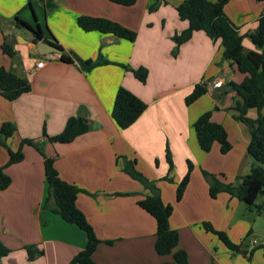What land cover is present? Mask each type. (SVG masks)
<instances>
[{
    "label": "crops",
    "instance_id": "1",
    "mask_svg": "<svg viewBox=\"0 0 264 264\" xmlns=\"http://www.w3.org/2000/svg\"><path fill=\"white\" fill-rule=\"evenodd\" d=\"M48 1L55 7L47 13L38 0H32L28 7L27 0H0V67L15 72L30 85V91L14 101L0 95V126L10 123L15 127L6 139L10 151H17L24 139L38 142L45 157L54 160L59 177L80 189L77 208L99 239L113 241L98 244L92 255L95 264L172 262L171 254L159 256L154 250L155 222L136 204L145 191L121 172V157L135 159L136 169L154 181L162 201L172 205L169 227L178 232L175 250L186 253L188 264H264L260 248L264 245V213L254 206H243L225 192L210 198L202 175L206 171L222 183L233 184L253 165L247 153L249 129L234 119L233 106L239 98L229 86L242 82L245 75L223 60L220 41L197 31L179 46L175 57L171 55L175 46L172 36L187 28L176 12L182 0H162L153 12L148 9L155 0H136L131 6L109 0ZM223 12L244 35L256 28L264 3L231 0ZM79 16L111 20L133 31L136 38L130 42L112 34L85 32L77 26ZM14 17L27 25L23 27L27 36L13 32ZM37 29L46 41L53 43L54 39L72 63L58 58L36 69L40 54L32 43L31 31ZM7 31L11 32L7 38L14 51L11 58L1 51ZM242 48L244 53L264 55V45L257 49L243 39ZM99 56L109 63L86 72L79 69L80 61H95ZM124 67L145 68L146 81L141 83ZM218 78L224 83L221 89L207 90L185 105L196 84ZM119 87L146 104L144 112L126 129H119L110 114ZM80 108L89 124L86 133L65 144L42 138L43 130L49 137L61 133ZM205 112H210L211 122L225 129L231 146L226 154H221L217 142L208 152L199 148L192 124ZM246 116L255 120L257 111L249 109ZM166 146L173 163L172 182L163 180L168 170ZM21 153L20 162L3 170L10 184L0 191V242L9 253L0 264H70L84 248L85 234L43 208L47 195L43 157L29 145H22ZM7 161L8 152L0 146V168ZM187 162L192 165L189 180L176 201V187L186 174ZM203 223L224 232L231 243L240 245L239 252L229 251L204 230ZM30 245L42 252L32 261L27 260L25 251ZM254 249L263 255H251Z\"/></svg>",
    "mask_w": 264,
    "mask_h": 264
},
{
    "label": "trees",
    "instance_id": "2",
    "mask_svg": "<svg viewBox=\"0 0 264 264\" xmlns=\"http://www.w3.org/2000/svg\"><path fill=\"white\" fill-rule=\"evenodd\" d=\"M32 0H27L26 6H30ZM43 4L45 11L50 12L55 5L48 0H38ZM111 3L131 6L136 0H109ZM155 0L148 11L153 12L157 9L159 2ZM231 0H182L176 7V12L180 20L187 22V28L172 36L175 46L171 55L175 57L178 48L183 43L190 40L194 32L202 31L210 40H219L222 51V58L234 65L236 69L244 76L239 84L229 83L231 89L235 92L239 100L234 104L233 110L236 112L234 119L247 126L250 133V140L247 146V153L253 159V165L248 174L237 177L235 184L222 183L213 174L202 171V175L208 183L209 197L214 199L217 194L225 192L235 197L241 203L248 207L254 206L258 212L264 213V55L257 51L243 52L242 40L247 37L252 45L261 49L264 45V14L260 15L256 21V28L252 32L240 35L237 28L229 21L223 12L225 5ZM264 3V0H257ZM77 26L85 31H96L102 34H112L118 38L127 41H134L136 34L118 23L99 17L79 16L76 20ZM14 28L19 29L27 25L14 17L11 21ZM32 43L39 41L51 43L53 46L62 49L57 42L46 41L39 29L32 30ZM1 51L4 55L11 58L14 56L12 41L3 36ZM59 60L65 63H72L69 58L61 54ZM109 62L98 57L95 61L84 60L78 63L81 71H89L93 67L108 64ZM125 70L132 73L141 83L147 78V70L143 67ZM30 91V85L24 78L13 71L0 67V95L7 101H14L20 95ZM207 89L200 83L196 84L192 92L185 98V105L189 106ZM146 109V104L134 96L126 89L119 87L115 93L113 105L111 108V118L119 129H126L131 126ZM255 109L257 118L251 120L246 116L247 110ZM85 110L80 108L77 116L70 117L61 133L55 136H47L42 131V138L49 143H69L77 136L86 133L89 130V124L84 117ZM210 112L201 114L192 124L193 131L199 148L203 152H208L213 143L217 142L221 154H226L231 149L227 140V133L223 126L210 121ZM15 132V127L10 123H3L0 126V146L8 152V161L4 167L0 168V191L6 189L9 184V178L4 174L5 167L20 162L23 159L21 153L22 145L33 147L43 157L44 176L47 184V195L43 202V208L58 215L64 222L73 224L85 234V246L70 261V264H95L92 255L100 243L112 244L113 241L99 239L92 227L87 222L83 213L77 208L76 200L80 189L63 181L54 166V160L45 157L42 146L34 140L24 139L20 143V148L12 152L7 148L6 139ZM165 160L168 165L167 174L163 177L164 181L172 182L171 173L173 163L168 147L165 148ZM192 169L190 162H187V171L181 181L178 183L175 192L176 201L180 200L189 180V173ZM121 172L126 174L132 180L138 182L144 195L136 202L137 206L149 214L155 222V243L154 250L159 256L172 255V262L162 264H188L187 255L183 250H175L178 243V232L169 227V217L172 214L171 204L164 203L161 199L159 189L154 181L148 180L135 167V159L127 160L121 157ZM120 196L119 194H115ZM124 195V194H122ZM259 203H255L258 198ZM204 230L215 235L222 244L231 252L237 253L240 245L230 242L227 235L215 230L210 224H202ZM264 254V245L260 247ZM25 251L27 260L32 261L35 257L41 255V251L34 246H26ZM9 250L0 242V259L5 257ZM250 257H247V261ZM213 264V263H212Z\"/></svg>",
    "mask_w": 264,
    "mask_h": 264
},
{
    "label": "built area",
    "instance_id": "3",
    "mask_svg": "<svg viewBox=\"0 0 264 264\" xmlns=\"http://www.w3.org/2000/svg\"><path fill=\"white\" fill-rule=\"evenodd\" d=\"M59 57L60 55L55 53L40 54V59L36 61V69L42 68L47 62L56 60ZM200 84H202L207 90H216L220 89L224 83L222 79L218 78L202 81Z\"/></svg>",
    "mask_w": 264,
    "mask_h": 264
},
{
    "label": "water",
    "instance_id": "4",
    "mask_svg": "<svg viewBox=\"0 0 264 264\" xmlns=\"http://www.w3.org/2000/svg\"><path fill=\"white\" fill-rule=\"evenodd\" d=\"M4 35L6 37H10L11 32L7 31L4 33ZM16 39L17 41H19V37ZM35 47H36V51L41 55L48 53L61 54V50L53 46L51 43L39 41L37 44H35ZM227 90H230V88H228Z\"/></svg>",
    "mask_w": 264,
    "mask_h": 264
},
{
    "label": "rangeland",
    "instance_id": "5",
    "mask_svg": "<svg viewBox=\"0 0 264 264\" xmlns=\"http://www.w3.org/2000/svg\"><path fill=\"white\" fill-rule=\"evenodd\" d=\"M13 32H15V33H17L18 35H20V37L22 36V37H25V36H27L28 35V33H27V31H26V29L25 28H19V29H16V30H14ZM244 41H248V42H250L249 41V39L247 38V37H244ZM224 85V84H223ZM223 87V86H222ZM221 87V88H222ZM220 88V89H221ZM217 90V89H216ZM248 111V110H247ZM130 178V177H129ZM235 182L236 181H233V185L235 184ZM261 201V198L259 197L257 200H256V202L255 203H259ZM243 206H245V207H247V205H243ZM251 240H253V239H251ZM256 240H258V239H256ZM257 245V244H256ZM255 245V246H256ZM258 246V245H257ZM259 248V247H258ZM256 250H258V249H254L253 250V252H252V254L251 255H253V254H255V252L256 253H259L258 255H263L260 251H256Z\"/></svg>",
    "mask_w": 264,
    "mask_h": 264
}]
</instances>
